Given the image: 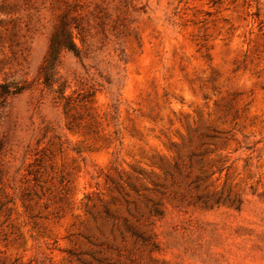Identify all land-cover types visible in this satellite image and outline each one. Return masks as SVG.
<instances>
[{"label":"rangeland","instance_id":"374dc122","mask_svg":"<svg viewBox=\"0 0 264 264\" xmlns=\"http://www.w3.org/2000/svg\"><path fill=\"white\" fill-rule=\"evenodd\" d=\"M0 264H264V0H0Z\"/></svg>","mask_w":264,"mask_h":264}]
</instances>
